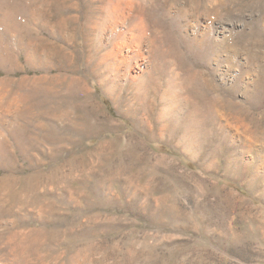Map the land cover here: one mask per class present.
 <instances>
[{"label": "rangeland", "instance_id": "rangeland-1", "mask_svg": "<svg viewBox=\"0 0 264 264\" xmlns=\"http://www.w3.org/2000/svg\"><path fill=\"white\" fill-rule=\"evenodd\" d=\"M0 264H264V0H0Z\"/></svg>", "mask_w": 264, "mask_h": 264}, {"label": "bare ground", "instance_id": "bare-ground-1", "mask_svg": "<svg viewBox=\"0 0 264 264\" xmlns=\"http://www.w3.org/2000/svg\"><path fill=\"white\" fill-rule=\"evenodd\" d=\"M152 43H153V42H152ZM189 74H190V77H189V78H190V80L192 81L193 78H194V75H195V74L191 73V71L189 72ZM195 76H196V75H195ZM185 79H187V78H185ZM184 86H185V85H184ZM185 92H186V91H185ZM215 105H216V104L211 103V104L209 105V106H210L209 108H213V107H215Z\"/></svg>", "mask_w": 264, "mask_h": 264}]
</instances>
